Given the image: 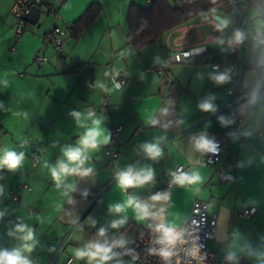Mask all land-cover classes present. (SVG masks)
<instances>
[{"label":"crops","instance_id":"crops-1","mask_svg":"<svg viewBox=\"0 0 264 264\" xmlns=\"http://www.w3.org/2000/svg\"><path fill=\"white\" fill-rule=\"evenodd\" d=\"M232 1L239 2L251 24L264 33V0ZM149 2L45 0L36 23L26 20L25 32L17 40L11 0H0V156L6 151L24 154L17 169H0V251L22 247L25 233L17 228L24 226L34 234L33 250L22 253L31 264H66L70 256L72 264H118L112 251L111 259L101 261L97 255L91 262L75 253L95 251L89 246H104L113 236L132 241L141 228L152 224L181 225L194 199H202L217 213L216 236L207 246L219 264H264V136L260 135L264 133V65L241 70L237 64L235 71L226 73L229 79L218 84L214 77L225 73L213 71L203 60L170 63L166 38L171 32L168 39L177 46L205 45L235 60L250 49L256 55L264 48L251 39L237 43L239 30L233 28L231 15L216 8L136 49L127 38L128 8ZM92 3L100 6V12L74 39L68 28ZM216 15L227 23H213ZM55 26L66 30L59 48L51 36ZM38 53L46 55V63L34 62ZM119 78L126 84L115 89L111 82ZM172 81L182 88L174 104L168 98ZM239 86L244 97L236 102L237 93L228 89ZM108 91L102 109L101 97ZM205 103L216 110L203 111L200 106ZM90 107L109 136L113 127L121 125L114 146L118 155L110 159L108 144H102L88 152L80 173L57 182L50 168L63 159V149L79 146L86 131L71 113L87 116ZM236 116L241 118L240 128L232 126ZM87 125L91 126L90 120ZM220 137H227V142L216 168L226 174L225 181H220L213 166L200 164L205 149L197 147L202 139ZM145 144L157 145L161 155L149 158ZM33 154L38 155L35 165ZM179 165L182 174H199L200 180L167 187V178ZM127 166L133 172L151 170L153 179L127 193L117 180ZM89 168L90 173L81 174ZM10 190L16 191L17 201L8 197ZM129 197L146 205L149 216L138 219L134 206L119 213L110 210ZM248 204L257 213L239 215L238 210ZM117 220L125 223L112 227Z\"/></svg>","mask_w":264,"mask_h":264},{"label":"built area","instance_id":"built-area-1","mask_svg":"<svg viewBox=\"0 0 264 264\" xmlns=\"http://www.w3.org/2000/svg\"><path fill=\"white\" fill-rule=\"evenodd\" d=\"M45 0H11L9 11L15 19L14 32L17 40H20L25 32L26 18L25 15L29 13L33 6H38ZM151 1V0H149ZM234 8V11L240 16L239 32L243 34V42L251 39L261 47L264 48V33H262L256 25L251 24L249 18L245 12L238 10L234 2L229 0ZM213 23L219 25L216 19H213ZM247 27V31L245 28ZM171 33V32H170ZM166 38V45L169 50L168 61L172 64H185L196 62L198 60L205 61L209 67L217 73L233 72L237 69V64L240 65V69L244 70L247 67H259L264 65V51H257L254 54V50L250 49L249 54L244 55L241 60L222 58L219 60H211V55L208 53V47L205 45L193 46V47H181L177 46L169 41V35ZM66 34V30L55 26L51 29L52 41L55 47L59 48L62 45V37ZM34 62L38 65H42L47 62L46 55L38 53L34 57ZM158 70H161L159 68ZM126 84V80L123 78L113 79L111 86L115 89H119ZM243 86L231 87L228 89V93H237L238 99L236 102L244 97ZM110 96L109 91L105 92L102 97V109H105L106 102ZM95 112L94 107H90L89 113ZM232 126L240 128L242 121L240 117H234L232 120ZM121 130V125H116L111 129L110 141L106 148V153L110 159L117 157V151L114 146L118 142V135ZM264 136V133H260ZM215 148V151H208L205 149L203 156L200 159L201 165L213 166L214 171L219 175L220 181L227 179L226 174L223 171L217 170L216 165L219 161L223 147L227 142V137L214 138L209 141ZM33 164H37L38 155L33 154ZM130 166L123 169L122 172L127 171ZM183 166H177L166 180L167 187H173L177 183V178L183 173ZM24 187H27L24 185ZM29 188V187H28ZM130 188L126 189L129 193ZM8 197L14 201L18 200L16 191L10 190ZM239 215L243 217H251L257 213V208L251 204L245 205L238 210ZM159 224H152L149 227L141 228L136 237L132 241H125L121 246L115 244L116 241L122 240L119 236L111 237L105 244V247H110L112 252L120 254L122 256H130L135 264H219L215 254L208 249V241L212 240L216 236L217 230V213L210 207L208 200L194 199L189 216L187 219L178 226L165 225L174 229L179 239L176 244L171 247L173 255L167 260L158 255L159 249L164 247L157 243V239L161 235L156 231V226ZM152 250H156L153 252ZM73 257L70 256L66 264L73 263ZM80 264V263H76Z\"/></svg>","mask_w":264,"mask_h":264},{"label":"clouds","instance_id":"clouds-1","mask_svg":"<svg viewBox=\"0 0 264 264\" xmlns=\"http://www.w3.org/2000/svg\"><path fill=\"white\" fill-rule=\"evenodd\" d=\"M227 22H225L226 24ZM243 34L239 31L235 33V40L237 43L243 41ZM215 81L218 84L225 83L229 78L227 74H221L214 77ZM203 111L214 112L216 109L212 104L205 103L200 106ZM71 115L76 119L78 126L86 128L84 134L79 138L77 147H66L63 149V159L58 161L56 167L50 168L51 175L53 179L57 182L61 180L63 176L72 175L80 173V169L89 159L88 152L97 150L100 145L108 144L110 141V136L106 134L105 129L101 127L102 121L100 118H95L93 113H88L87 116H81L78 112H72ZM91 121V126L87 125V121ZM198 148L206 149L208 151H215L214 146L207 140H201L197 145ZM144 150L148 154L149 158L156 159L161 155V149L154 144H145ZM24 159V154L20 153L19 155L13 151H6L3 156H0V169L7 167L9 170H15L21 166ZM47 166V165H46ZM92 170L85 169L83 175H87ZM153 179V172L140 171L133 172L132 169H128L125 172L118 173L117 180L121 188L127 189L131 187H137L143 185ZM178 182L184 183H195L200 180L199 174L185 175L182 174L177 178ZM159 197H154L158 199ZM134 206L137 211L138 219H145L149 216L148 208L146 205H141L136 202L132 197H129L125 204H116L110 206V210L113 212H122L126 207ZM2 215V214H0ZM125 223L124 220L114 221L112 227H119ZM17 231L25 233L21 239L25 241L21 248H16L11 251L3 250L0 251V264H31L30 260L24 256L23 252H31L35 246L34 234L30 228L20 226L17 228ZM156 231L160 232L161 235L157 239V243L163 245L158 251V255L167 260L173 255L171 247H173L177 240L179 239L178 235L175 233L174 229L171 227H166L163 224L156 226ZM99 235H104V229H101ZM125 241L120 240L116 241L115 244L123 245ZM92 250H77L75 255L78 259H83L87 257L89 261L95 260L97 255H100L101 261H107L111 259L108 253L111 252L110 247H105L99 244L91 245ZM155 252L156 250H152Z\"/></svg>","mask_w":264,"mask_h":264},{"label":"trees","instance_id":"trees-1","mask_svg":"<svg viewBox=\"0 0 264 264\" xmlns=\"http://www.w3.org/2000/svg\"><path fill=\"white\" fill-rule=\"evenodd\" d=\"M235 7L243 11L239 2H234ZM221 8L232 18V26L239 30L240 16L234 11L229 0H151L147 6L130 4L127 12L128 41L136 49L142 48L152 40L160 38L168 30L177 28L207 11ZM100 12V6L92 3L85 12L68 28L74 39L88 28ZM211 60L227 58L208 47ZM233 54V51H232ZM168 98L174 104L182 91L177 81H172L169 86Z\"/></svg>","mask_w":264,"mask_h":264},{"label":"water","instance_id":"water-1","mask_svg":"<svg viewBox=\"0 0 264 264\" xmlns=\"http://www.w3.org/2000/svg\"><path fill=\"white\" fill-rule=\"evenodd\" d=\"M41 12V8L38 6H33L29 13L25 15V18L27 21L32 22V23H36L39 15ZM216 20L222 25H225V22L223 20V18L220 15H216Z\"/></svg>","mask_w":264,"mask_h":264},{"label":"rangeland","instance_id":"rangeland-1","mask_svg":"<svg viewBox=\"0 0 264 264\" xmlns=\"http://www.w3.org/2000/svg\"><path fill=\"white\" fill-rule=\"evenodd\" d=\"M245 31H247V27L245 28ZM233 36V34L229 35V40L233 38ZM114 258V260L117 261L118 264H134V261L130 256H119V254L114 253Z\"/></svg>","mask_w":264,"mask_h":264}]
</instances>
